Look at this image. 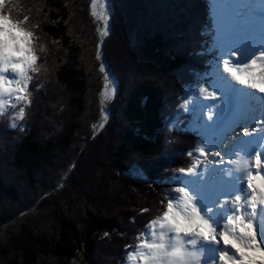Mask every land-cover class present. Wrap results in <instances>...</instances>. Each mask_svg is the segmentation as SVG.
Wrapping results in <instances>:
<instances>
[{
  "label": "trees",
  "instance_id": "16d2710c",
  "mask_svg": "<svg viewBox=\"0 0 264 264\" xmlns=\"http://www.w3.org/2000/svg\"><path fill=\"white\" fill-rule=\"evenodd\" d=\"M14 2L22 18L27 15L28 23L36 25L31 30L38 38L34 44L40 72L31 75H34V86L40 85L35 87L40 97L25 133L13 143L7 139L12 143L9 148L0 147V223L4 227L18 221L9 239H2L0 235V258L4 257L7 264H21V261L37 264L41 257L62 259L68 264H94L95 260L98 264H126L127 252L134 249L135 237L145 225V221L136 220L141 207L153 206L151 218L163 210L160 201L166 199L172 187L163 183V179L187 166L190 158L186 153L198 143L194 132L167 130L162 134V131L166 112L170 110L164 109L166 100L170 101L169 90L174 92L175 87L188 85L189 67L195 74L200 70L202 75L211 65L208 57L198 53L208 46L212 37L210 23L205 22L209 4L206 0H111L114 12L112 22L109 21L110 31L102 37L104 44H101L105 59L97 60L99 24L93 22L85 7L87 0ZM16 11L13 10L14 17ZM135 55L151 60L163 73L172 74L169 82L145 73V65ZM102 62L117 83L114 97L103 102L108 111L103 121L105 79L99 71ZM45 80L50 85L47 83L42 94ZM55 81L68 89L69 100L66 92L63 102L61 96L56 97ZM176 101L168 105L174 108ZM64 108H70L72 115L64 116ZM42 111L47 114L46 120ZM40 117L43 119L40 124L44 126L42 136L38 128ZM55 118L63 129L59 135L52 136L55 128L49 124ZM100 122L104 127L93 135L92 125ZM78 136H81L79 148L75 147ZM60 151L63 154L58 156L56 153ZM82 151L84 163L79 164L76 160ZM102 151L113 156L112 160L106 156L101 158ZM58 159H63L64 164H58ZM109 162L106 171L103 164ZM74 179L73 189H69L72 188L69 181ZM82 179H86L87 189L106 181L107 196L120 212L121 206L127 204L125 196L132 186L151 195V203L131 210L125 207L122 213L129 219L126 225L132 228L118 229L116 219L103 212L96 213L87 204L89 193L79 184ZM143 182L150 187H142ZM60 190H70L65 195L66 203L55 196ZM74 198L85 204L83 222L71 220L65 210ZM22 202L25 205L19 212H7L9 205ZM43 203L53 205L59 224L56 234L39 231L29 223L31 215ZM3 231L1 227L0 234Z\"/></svg>",
  "mask_w": 264,
  "mask_h": 264
},
{
  "label": "snow or ice",
  "instance_id": "6c2138e0",
  "mask_svg": "<svg viewBox=\"0 0 264 264\" xmlns=\"http://www.w3.org/2000/svg\"><path fill=\"white\" fill-rule=\"evenodd\" d=\"M110 4L91 0L90 14L103 24L97 28L100 37L110 31ZM14 9L19 10L14 0H0V115L9 106L31 103V74L40 72L38 38L31 30L36 25L27 15L14 17ZM238 14H258V31L241 25ZM214 16L210 78L197 81L198 88L178 104L196 118L198 143L186 153L187 166L163 179L172 186L160 201L163 210L137 233L127 264H264V0L258 12L251 5L238 12L230 0H214ZM99 71L105 79L103 103L116 87L103 62ZM24 115L23 106L14 113L17 120ZM106 119L102 109L101 121ZM92 127L95 135L104 123Z\"/></svg>",
  "mask_w": 264,
  "mask_h": 264
},
{
  "label": "rangeland",
  "instance_id": "374dc122",
  "mask_svg": "<svg viewBox=\"0 0 264 264\" xmlns=\"http://www.w3.org/2000/svg\"><path fill=\"white\" fill-rule=\"evenodd\" d=\"M80 3V2H79ZM81 4V3H80ZM90 4H91V0H87V2L86 3H84V5H85V7H86V9L88 8V12H91V9H90ZM110 6V5H109ZM111 7V6H110ZM112 13L109 15V21H111L112 22ZM16 17H18V18H21L22 19V14L19 12V11H16ZM92 20H93V22H95V23H97V24H99V27H103V24H102V22L101 21H98V20H96L94 17H92ZM100 37V36H99ZM126 39H128V38H126ZM100 41H102V37H100ZM103 42V44H104V41H102ZM128 45V44H127ZM129 46V45H128ZM101 47L102 48H100V51L101 52H103V49H104V47L101 45ZM135 47V46H134ZM89 48H90V50H92L91 49V47L89 46ZM92 52H93V50H92ZM41 56H44L43 54H41ZM131 56H134L133 54H131ZM87 57V54H86V56H85V58ZM135 57L138 59V60H140L142 63L141 64H143V66L145 65V73H150L151 75L150 76H153L154 78H157V80H165L167 83L169 82V79H170V76L172 75V74H166V73H163L162 71H160V69H158L155 65H154V63L151 61V60H149V59H144L142 56H140V55H135ZM101 58H102V60H104L105 59V57L102 55V53H101ZM136 60V59H135ZM144 62V63H143ZM105 67H107V66H105ZM143 68V67H142ZM191 67H189V69L187 70V72L189 73V76L186 78L187 80H186V82H188V85L187 86H180L179 87V89H177L178 87H175V90H174V92H175V94H174V92H173V90L171 91V90H169V92L167 93L168 94V96H169V98H170V101H169V99H167L166 100V103H167V105H165L164 106V109H172L173 108V106H169L168 104H171L172 102L174 103L175 102V100L176 99H178V98H180V97H182V96H184V95H186V92H187V90H191L190 92H192V90L193 89H195V88H198V84H197V81H201L200 80V75H199V73H200V70H196L197 72H196V74H195V71L193 70V69H190ZM112 76V75H111ZM110 76V77H111ZM113 78H114V80H115V87H116V85H117V83H116V79H115V77L114 76H112ZM180 77V76H179ZM181 78V77H180ZM159 80V81H160ZM185 79H183V81H184ZM34 75L32 76V80L29 82V85H28V92L30 93V100H31V103L29 104V105H27V106H25V105H23V103H19V104H16V107L15 108H11L10 106H9V112H7V110L3 113V115H0V132H1V134H0V143H2V142H8L7 141V139H12V143H13V141H16L17 140V138H20L19 136L21 135V134H24L25 133V131H26V129H27V127H26V125L27 124H29V121H30V116H31V114H32V109H34L35 108V104L37 103V100L39 99V97H38V94H37V92H38V90L35 88V86H34ZM179 81H181V80H179ZM57 82V83H56ZM47 83H48V86L50 85L49 84V81L48 80H45V88H44V90L42 91H40V92H42V94L45 92V90H46V87H47ZM56 85L55 86H57V89H54L53 90V92H55L56 93V97H60L61 96V102H63L64 100H63V98H64V92H66V99L67 100H69L70 99V93H69V91H68V89L66 88V87H64V86H62V85H60V83L58 82V81H55L54 82ZM192 84H196L195 86H193V87H191V88H189ZM59 86V87H58ZM105 89V85H104V87H103V90ZM103 92V91H102ZM173 92V93H172ZM90 93H91V91H90ZM102 95H103V93H102ZM44 97H46V96H44ZM88 98V97H87ZM103 101V100H102ZM178 102L180 103L181 102V98L178 100ZM10 103H16L15 102V100L14 99H12L11 101H10ZM58 105V104H57ZM21 106H23L24 107V111H25V115H24V118L22 119V120H17V119H15L14 118V113L15 112H17L18 110H19V108L21 107ZM40 107V106H39ZM50 107L53 109V104L52 105H50ZM103 109L104 110H106V113L108 112L107 111V108L105 107V104L103 103ZM56 108V106L54 107V109ZM179 109L178 108V105H177V107L176 106H174V109H173V111L172 112H170L169 110H168V112H170L169 114H168V117L166 118V123H165V125H164V128H163V131H162V134L163 133H165L167 130L169 131V132H171V131H180V129H181V124H185V112L184 111H182V110H180L181 111V114L178 116H176L175 114H174V111H177V110H175V109ZM205 111H207L206 109H205ZM48 112V111H47ZM72 111H71V109L70 108H64V111H63V115L64 116H66V117H68L70 114L72 115V113H71ZM98 112H99V109H98ZM101 113H102V110H101ZM41 114H43V118H45V120H46V117H47V114H46V112H41ZM172 115V117H170ZM59 117V115L58 116H56V118H58ZM14 118V119H13ZM56 118H55V120L51 123V124H49V127H53L54 126V128H55V131H53V134H52V136H57V135H59V133H61L62 132V129H63V127L62 126H60V124L59 123H56L57 121H56ZM13 119V120H12ZM15 122L16 123V128H10L9 127V124L11 123V122ZM41 121H43V119H42V117H40V119H39V125H38V128L42 131L41 133H40V135L42 136V135H44L43 134V132H44V126L42 125V124H40L41 123ZM59 122V121H58ZM59 124V125H58ZM43 127V128H42ZM38 131V130H37ZM3 134H4V136H3ZM164 136H166V135H164ZM80 137L81 136H78V137H76L77 138V143H76V145H75V147H78L79 145H80V142H79V139H80ZM111 137H113V135L111 136ZM79 138V139H78ZM178 137H176L175 139H177ZM81 140V139H80ZM12 143H11V141L10 142H8V144H6V143H4V145H2V144H0V147H2L3 149H6V148H9L11 145H12ZM78 145V146H77ZM86 146V144H83L82 146ZM166 146H168V145H166ZM169 148L168 149H170L171 147L170 146H168ZM79 148V147H78ZM56 154H58V156H60V155H62L63 154V151H60L59 153L57 152ZM107 157L108 158V160H112V158H113V156H108L104 151H102V155H101V158H103V157ZM84 157H85V155H84V151H82V153H81V155L78 157V159L76 160V162H78L79 164H82V163H84L83 161H84ZM112 157V158H111ZM168 158H170L169 156H168ZM114 160V159H113ZM108 162V161H107ZM58 164H60V163H63L64 164V160L63 159H58V162H57ZM109 164H110V162L108 163V164H106V163H104L103 164V166L106 168V171H108V168H109ZM62 166V165H61ZM114 170H116L115 168H114ZM164 170V169H163ZM116 173V172H115ZM55 177V176H54ZM52 180H53V178H51ZM77 179V178H76ZM76 179H74L73 180V182L70 180L69 181V186H71L72 188H69V189H73V183H74V181L76 180ZM79 181H77V183H78ZM79 184H81V186H82V184H83V187H84V190H86L88 193H89V197H88V199H89V202H87V204L90 206V207H94L93 209L94 210H96V213H98V212H103V213H106V214H108L110 217H113L114 219H116L117 221H116V223H117V228L119 229H125V228H132V227H128L127 225H126V222L129 220V219H127L126 218V215H124L123 213H122V211L123 210H125V207H127V208H129V210H131V209H134L135 207H137L138 205H140V204H146V203H151V195H149V194H146L145 192H143V189L142 188H136V189H134L136 186H132L131 188V192H128L129 194L128 195H126L125 196V202L127 203L126 204V206L125 207H123L122 208V206H121V212L118 210V208L117 207H115V205H114V203H112V201H111V198L109 197V195L107 196V192H106V189H107V183H106V181L104 182V183H102L101 185H98L97 184V186H92L91 188H89V189H87V181H86V179H82V180H80V182H79ZM142 187H150V184H148V183H145V182H143V184H142ZM65 191H67V192H65ZM68 192H70V190H60L59 192H58V194L57 195H55V196H57V197H59L58 198V200L59 201H63L64 203H66V201H65V195H67L68 194ZM156 192H158V190H156ZM155 192V193H156ZM144 193V194H143ZM143 194V195H142ZM54 196V197H55ZM74 201H72V203L71 204H69V205H67L66 204V206H65V210H66V212H67V214L69 213V215H70V218H72L71 220H73V221H80V222H83L84 221V219H85V213H84V206H85V204L82 202V200L81 199H79V198H74L73 199ZM122 200V199H121ZM120 200V201H121ZM25 202H22V203H19V204H17V205H9V207H7V212H12V211H14V210H16V211H18L19 212V210H20V208L22 209V207H24V204ZM49 204L50 203H48V204H42L41 205V207H39L38 209V211L36 212V213H34V214H32L31 215V217H32V219H31V222L29 221V223H32V226L33 227H36L37 228V230H39V231H43V232H47V233H52V234H56L57 233V231H58V229H59V224L56 222V221H58L57 220V217L55 216V214H54V212H53V209H52V204L49 206ZM129 206V207H128ZM153 206L152 205H149V206H146V207H144L143 206V208H148L149 209V211L148 212H141V211H139V215H137V218H136V220H137V222H140V221H145L144 223H146V220H148V219H150L151 218V216H152V214H153V208H152ZM36 208V207H35ZM142 208V207H141ZM105 209H108L106 212H105ZM133 211V210H132ZM65 212V211H64ZM3 213V212H2ZM31 214V213H30ZM3 214H1V216H2ZM25 215V214H24ZM23 216V215H22ZM133 222V220H131V223ZM18 223V221L17 222H15V223H12V224H10V225H8V226H1L2 225V223H0V228L2 227V233L0 234L1 235V237H2V239L4 238V239H9L10 238V235H11V229L14 227L15 228V226H16V224ZM143 223V224H144ZM130 229H126V231H128V232H131V230L129 231ZM114 232H116V233H118V231H116V230H114ZM13 235V234H12ZM119 235V234H118ZM4 236H7V237H4ZM39 236H41V235H39ZM104 237V236H103ZM107 238V237H106ZM8 241V240H7ZM13 252V251H12ZM12 257H15L14 255L12 256ZM67 261H64V260H62V259H52V258H50V257H41L40 259H39V262L37 263V264H49V263H51V264H68V262L66 263ZM8 263V261L7 260H5V258L4 257H1L0 258V264H7ZM73 263H74V261H73ZM95 263H97V260H95ZM94 263V264H95ZM126 263H127V261H126ZM21 264H25L24 263V261L22 262L21 261ZM98 264V263H97Z\"/></svg>",
  "mask_w": 264,
  "mask_h": 264
},
{
  "label": "bare ground",
  "instance_id": "6f19581e",
  "mask_svg": "<svg viewBox=\"0 0 264 264\" xmlns=\"http://www.w3.org/2000/svg\"><path fill=\"white\" fill-rule=\"evenodd\" d=\"M259 23H260V21H258V26H259ZM262 159H264V157H262ZM202 263H203V260H202Z\"/></svg>",
  "mask_w": 264,
  "mask_h": 264
}]
</instances>
